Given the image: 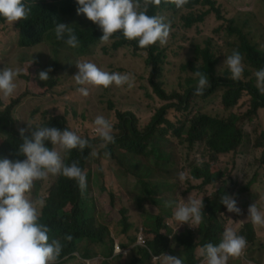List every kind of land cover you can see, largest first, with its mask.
Listing matches in <instances>:
<instances>
[{
  "label": "rangeland",
  "instance_id": "rangeland-1",
  "mask_svg": "<svg viewBox=\"0 0 264 264\" xmlns=\"http://www.w3.org/2000/svg\"><path fill=\"white\" fill-rule=\"evenodd\" d=\"M212 1L219 10L220 17L211 13L204 22H194L192 27L185 26L184 18L189 15L195 18L205 13L209 6H184L178 9L171 2L174 8L165 7L157 13L164 18L165 23L170 24L167 44L164 47L159 42L155 44L158 51L163 53L161 72L155 82L166 92L168 100L159 98L151 84V68L146 64L149 48L136 51L127 46L114 50L111 46L115 41L107 44L98 41L89 47L88 52L79 53L75 48L57 46L49 39L23 48L18 44L19 31L16 25L19 21L15 24L0 21V70L4 67L22 69V74L16 79L17 89L14 95L9 98L0 96L3 103L0 111L15 104L13 116L19 123L18 129H27L28 123L34 127L56 116H63L71 131L83 139L94 140L85 171L87 188L84 191V202L91 208V216L96 224L106 227L117 254L107 258L98 255L91 259L86 255L82 243L78 242L75 251L57 261V264H130L154 237L152 233L155 231L158 215L172 229V233L187 231L193 235L198 225H180L173 218L175 205L182 202L181 199L187 202L190 193L193 198L200 200L211 197L221 187H226L231 193H240V198L246 200L245 205L239 208L240 214L230 213L226 209L219 214L218 219L224 230L231 227L240 236H243V228L246 231L245 223L252 224L248 220L249 206L257 203L258 209L264 211V108L251 120H243L244 138L241 145L234 152L221 154L216 158L205 142L190 148L169 135L150 142L149 157L135 153L133 145L127 144L115 148V160L107 153L108 144L102 141L95 130L94 120L102 115L113 126L112 136H117V112H132L136 116L138 127L143 129L163 107H166L167 119L177 127L203 114L220 119L233 113L243 117L250 104V97L246 92L231 108H226L222 103L223 90L205 98L188 95L190 88L197 87L196 82L190 83L197 78L194 77L192 68L202 63L195 54V48L199 46L201 49H209L218 61L215 67L217 76L228 75L231 79L226 66L221 73L218 72L226 57L234 50L237 51L239 46L238 36L230 34L228 27L241 30L252 44L264 50V0ZM141 4L143 10V3ZM64 24L72 28H86L89 22L76 12ZM78 60L95 63L110 73L131 74L134 77L133 86L129 88L125 84L117 87L113 84L109 88H97L89 85L86 86L89 95L84 97L77 92V88L81 86L72 78L78 73L75 65ZM49 68L52 69L50 78L41 81L39 73ZM186 98L188 108L179 109V100ZM257 142L260 145L256 146ZM61 155L65 163L67 156L64 152ZM194 163L209 165L213 172L221 173L223 178L215 185L200 188L201 182L190 178V166ZM181 172L185 174L183 181L178 176ZM58 177L59 175H49L46 180L36 181L26 195L31 200L43 198L46 201L49 190ZM139 179L149 180L155 186L143 188ZM194 185L196 188H192ZM166 202H170L171 207H166ZM164 212L169 213V216H164ZM252 226L255 230L252 242L239 257L230 258L228 264H246L249 261L264 264V226ZM140 228L146 240L142 246L137 244ZM162 232H166V229L162 228ZM124 245L126 249L123 248ZM93 248L100 251L103 246L93 245ZM198 249L195 255L199 259L198 264H202L204 257L199 254ZM177 251L183 253L181 248ZM166 255L175 256L170 253ZM181 258L187 264V259ZM149 264H161V261L154 258Z\"/></svg>",
  "mask_w": 264,
  "mask_h": 264
},
{
  "label": "trees",
  "instance_id": "trees-1",
  "mask_svg": "<svg viewBox=\"0 0 264 264\" xmlns=\"http://www.w3.org/2000/svg\"><path fill=\"white\" fill-rule=\"evenodd\" d=\"M25 3L32 6V11L26 20H21L16 25L19 31V46L28 48L49 39L54 41L57 46L69 47L64 41L55 38L54 21L64 23L76 13L78 7L76 0H25ZM141 3H143L142 0ZM198 5L209 6V9L195 18L192 15L185 17L186 27H192L194 22H204L206 16L211 13H215L220 17V12L212 0H188L185 7L192 8ZM165 7L174 8V5L168 0H161L159 6H148L147 14L150 16L157 15L159 10ZM0 21L6 22L2 17H0ZM73 30L79 40V45L75 48L79 53L88 52L89 47L97 44L103 35L99 27L91 21H89V25L86 28L73 27ZM228 32L238 36L239 46L237 51L242 55V63L244 65L242 78L234 81L228 75L227 77L217 76L215 70L218 63L217 59L209 49H201L199 46L195 48V54L202 63L198 67H193L192 71H200L209 79V86L205 88L203 95L198 96L199 98H205L209 94L223 90L222 103L226 108H231L238 103L243 93L246 92L250 97V104L243 117L233 113L225 119H220L203 114L177 127L167 119L166 107H163L155 113L145 128L140 129L136 116L132 112H117L119 133L114 136L115 143H109L106 148L107 153L113 159H117L115 148L127 144L133 145L135 153L149 157L150 142L155 138H163L169 135L176 137L182 144H186L190 148L197 143L205 142L206 147L213 153L214 158L221 154L234 152L241 145L244 138L242 132L243 120H251L259 110L264 108V95L259 92L257 79L254 76L257 70L264 68V50L252 44L241 30L230 26L228 27ZM112 41H115L111 46V49L114 50L127 46L134 48L136 51L146 49L139 48L137 41L124 39L120 33L114 34L109 43ZM148 48L149 55L146 59V64L151 68L152 77H150V81L154 87V92L159 98L168 100L169 97L166 92L155 82L161 72L163 53L159 52L155 45ZM193 82L198 84V78L190 81V83ZM195 89L190 88L188 95L197 96L193 94ZM178 104L179 109L188 108V98L180 99ZM1 105L3 103L0 100ZM14 109L15 104L12 103L3 111H0V159L7 158L13 161L26 159L24 156L17 155L22 138L18 129L19 123L13 116ZM41 126L55 127L61 131L71 130L66 118L63 116H56L33 128ZM26 134L31 135L30 131ZM86 140L90 147H86L83 151L77 148L65 153L67 156L65 164L71 165L73 161H78L79 167L86 171L87 161L94 145L93 139ZM255 145H260V142ZM46 146L52 147L50 142H46ZM151 149L155 150L154 148ZM189 172L193 181L201 182L200 188L215 185L223 178L221 173L213 172L209 165L198 163L192 164ZM132 174L137 175L136 173ZM139 184L143 188L155 186L149 180L139 179ZM192 188H196V185ZM224 194L233 196L238 208L246 203L245 198H240V193H231L226 187L219 188L211 197L202 199L204 203V210L202 209L203 219L193 235L184 230V232L181 231L182 233H172V229L166 226L158 215L156 217L155 231L152 233L154 237L147 243L146 248L139 251L138 257L134 258L130 264H149L162 253L184 257L187 259V264H198L199 259L195 255L197 249L202 248L207 243L218 245L222 239L224 227L218 219L219 214L224 213L227 209L226 206L220 203V197ZM164 216H169V213L164 212ZM39 223L49 227V242L57 239L63 245L61 255L57 261L70 256L75 251L78 242L82 243L86 255L91 259L98 255H103L107 258L115 253L116 248L114 247L113 239L109 237L106 227L97 225L95 219L91 216V208L85 204L84 193H81L77 181L68 179L63 175H59L57 182L50 188L45 205L40 211ZM245 224L247 225L246 231L243 228V237L246 239L247 245H250L253 240L254 227L248 222ZM162 228H165L166 232H162ZM139 231V233L143 234L142 228ZM66 234L73 236L71 242L64 239ZM93 245L103 246V249L95 251ZM173 246H176L175 249H172ZM123 248L126 249V246L124 245ZM179 248L183 249L184 254L177 251ZM104 264L108 263L105 262Z\"/></svg>",
  "mask_w": 264,
  "mask_h": 264
},
{
  "label": "clouds",
  "instance_id": "clouds-1",
  "mask_svg": "<svg viewBox=\"0 0 264 264\" xmlns=\"http://www.w3.org/2000/svg\"><path fill=\"white\" fill-rule=\"evenodd\" d=\"M76 0L77 14L96 24L102 31L100 38L102 44H107L114 34L120 33L129 41H137L141 49L157 44L164 47L170 36V24L165 23L160 15H148V6H159L161 0ZM178 9H182L188 0H171ZM32 11V6L25 0H0V17L7 23L15 24L26 20ZM88 21V22H89ZM54 34L57 40L64 41L69 47L76 48L79 40L72 27L54 21ZM243 57L239 51L226 57L224 65L218 69L221 73L226 66L231 73V79L238 81L242 78L244 65ZM78 73L72 78L77 85V92L87 97L89 90L86 86L109 88L113 84L117 87L133 86L134 77L131 74L108 72L90 61H77ZM51 68L41 71L39 79L47 81ZM22 74V69L4 67L0 70V96L9 98L17 89L16 79ZM198 78L194 95H203L209 86L208 77L200 72H193ZM257 79V88L264 95V68L254 73ZM95 130L105 144L115 143L112 136V124L104 116L99 115L94 120ZM31 133L27 135L26 132ZM22 143L17 155L26 159L15 161L7 158L0 159V264H57L63 245L60 240L49 242V227L39 223L40 211L45 205L43 198L31 200L26 195L34 187L36 181L46 180L49 175H63L77 181L83 194L87 188L85 171L79 167L78 161L71 165L64 163L61 155L73 149L83 151L90 147L86 139L75 132L64 131L55 127L41 126L19 129ZM50 142L52 147L46 146ZM93 155L95 153H92ZM179 179L184 180L185 174L178 173ZM177 203L173 209V218L180 225H199L203 219V200L193 198L190 193L187 202ZM220 203L226 206L228 212L240 214L236 200L233 196L224 194ZM166 207H171L166 202ZM147 207V206H146ZM248 220L255 226H264V211L258 209L257 203L249 206ZM64 239L68 242L73 236L66 234ZM247 246V241L231 227H226L218 245L207 243L198 249L204 257L202 264H228L230 258L239 257ZM116 248V246H115ZM116 251V250H115ZM116 253V252H115ZM161 264H184L181 257L160 254Z\"/></svg>",
  "mask_w": 264,
  "mask_h": 264
},
{
  "label": "built area",
  "instance_id": "built-area-1",
  "mask_svg": "<svg viewBox=\"0 0 264 264\" xmlns=\"http://www.w3.org/2000/svg\"><path fill=\"white\" fill-rule=\"evenodd\" d=\"M145 243H146V240H145L143 234H142V233H139V235H138V239H137V244H138L139 246H142V245H145ZM117 248H118V246H117ZM115 252H116V251H115ZM115 254H117V253H115ZM246 264H255V263L249 261V262H247Z\"/></svg>",
  "mask_w": 264,
  "mask_h": 264
},
{
  "label": "crops",
  "instance_id": "crops-1",
  "mask_svg": "<svg viewBox=\"0 0 264 264\" xmlns=\"http://www.w3.org/2000/svg\"><path fill=\"white\" fill-rule=\"evenodd\" d=\"M115 254V253H114Z\"/></svg>",
  "mask_w": 264,
  "mask_h": 264
},
{
  "label": "water",
  "instance_id": "water-1",
  "mask_svg": "<svg viewBox=\"0 0 264 264\" xmlns=\"http://www.w3.org/2000/svg\"><path fill=\"white\" fill-rule=\"evenodd\" d=\"M192 230V229H191Z\"/></svg>",
  "mask_w": 264,
  "mask_h": 264
}]
</instances>
